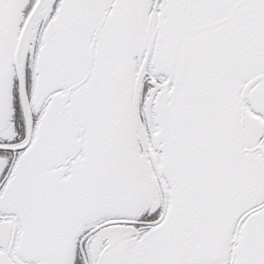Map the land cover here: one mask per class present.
<instances>
[{
    "label": "snow or ice",
    "instance_id": "6c2138e0",
    "mask_svg": "<svg viewBox=\"0 0 264 264\" xmlns=\"http://www.w3.org/2000/svg\"><path fill=\"white\" fill-rule=\"evenodd\" d=\"M0 264H264V0H0Z\"/></svg>",
    "mask_w": 264,
    "mask_h": 264
}]
</instances>
